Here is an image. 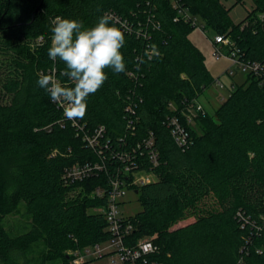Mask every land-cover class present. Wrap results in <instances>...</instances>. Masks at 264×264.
Wrapping results in <instances>:
<instances>
[{
	"label": "trees",
	"instance_id": "1",
	"mask_svg": "<svg viewBox=\"0 0 264 264\" xmlns=\"http://www.w3.org/2000/svg\"><path fill=\"white\" fill-rule=\"evenodd\" d=\"M254 1L257 9L234 24L222 0H0V264H31L38 242L48 246L45 260L75 264L74 252L107 241L97 212L107 197L93 192L107 187L120 155L149 132L158 164L145 147L136 161L156 179L135 188L143 210L129 218L127 244L154 236L153 258L164 264H264L263 77L246 75L214 114H198L193 125L181 113L215 80L189 38L195 26L179 10L231 36L241 60L264 65V16L253 18L264 13V0ZM105 12L125 35L127 71L107 69L108 80L74 125L37 85L40 72L69 83L60 75L65 65L47 56L52 21L74 18L90 27ZM174 116L187 129L185 146L171 132ZM100 127L101 144L109 142L102 153L83 140ZM87 162L106 170L64 182L67 167ZM22 203L31 227L12 236L4 219Z\"/></svg>",
	"mask_w": 264,
	"mask_h": 264
},
{
	"label": "built area",
	"instance_id": "2",
	"mask_svg": "<svg viewBox=\"0 0 264 264\" xmlns=\"http://www.w3.org/2000/svg\"><path fill=\"white\" fill-rule=\"evenodd\" d=\"M174 6L176 7L177 5L175 4ZM179 14L185 21L191 23L195 28H199L203 33L208 30L198 17L191 15L186 9H180ZM210 42L214 47L212 55L215 60L219 61L225 58L231 62V66L226 71L230 77L233 78L237 72L242 71L246 75L262 76V83L264 84V65L259 63H246L241 60V50L231 36L215 34L210 39ZM217 84L221 88L225 87L221 80H217ZM173 110L175 109L173 108ZM205 111V107L200 104L199 100H195V102H192L182 109L181 113L185 117L187 125H193L197 115L205 114ZM73 124L78 125L76 121ZM169 126L178 144L185 146L188 142V132L180 123L178 117H172ZM104 134L105 129L100 127L92 135L84 134L83 140L91 148H100L99 153H102V146L107 147L109 143L101 144V139ZM143 147H145L148 153L149 161L153 165H157L158 151L155 147V136L153 132H149L142 143H139L137 148H134L131 153L124 152L120 155L122 164L114 167V173L107 180V187H97L94 190L93 195L95 197H107L106 205L98 209L97 212L104 215L107 222L106 230L109 232L110 238L105 241L109 243L108 247H101L103 242L94 247L86 248L84 250L86 254L96 255L98 257L111 256L113 258V264H164L153 258L159 251L154 236H147L137 240L134 244H127L128 236L134 227L129 221L130 217L123 215L119 210V206L127 196L128 191L135 190V188L151 183L156 179L152 172L147 171L136 161L138 156L137 151L142 150ZM105 170L106 166L101 163H76L66 168L63 180L66 184H71ZM76 254H79V252ZM74 263L78 264L81 261L79 258H75Z\"/></svg>",
	"mask_w": 264,
	"mask_h": 264
},
{
	"label": "clouds",
	"instance_id": "3",
	"mask_svg": "<svg viewBox=\"0 0 264 264\" xmlns=\"http://www.w3.org/2000/svg\"><path fill=\"white\" fill-rule=\"evenodd\" d=\"M52 25L47 56L54 63L65 65L60 75L67 77L69 83L58 79L55 72H40L37 85L63 109L66 119L75 122L86 115L89 96L108 80L107 69L126 73L127 62L121 51L126 38L109 12L90 27L81 20L59 16Z\"/></svg>",
	"mask_w": 264,
	"mask_h": 264
},
{
	"label": "rangeland",
	"instance_id": "4",
	"mask_svg": "<svg viewBox=\"0 0 264 264\" xmlns=\"http://www.w3.org/2000/svg\"><path fill=\"white\" fill-rule=\"evenodd\" d=\"M222 2L227 8H230V17L234 24L243 22L251 12L257 9L254 0H222ZM255 16L256 18H261L264 16V13L258 12L253 18H255ZM215 34L216 33L211 29L203 33L199 28H195L189 35L190 40L203 52L206 58V66L215 80L213 85L199 97L200 104L211 114H214L223 100L229 96L233 85L236 86L243 83L246 78V74L242 71L237 72L233 78L230 77L226 71L231 66V62L225 58L219 61L215 60L212 55L214 47L210 42V39L213 38ZM38 42H40V39L34 41V45ZM1 75L2 73L0 71V77ZM217 80H221L225 87L221 88L217 84ZM119 210L127 217L135 216L143 210L142 203L135 190L127 192V196L120 204ZM4 226L12 236L21 235L30 229L31 219L25 215L23 203L15 213L5 217ZM108 245V242H104L101 247L106 248ZM47 251V244L44 242L36 243L35 251L30 255L31 264H63L61 260H45ZM74 256L79 258L82 263L86 262V264H113V258L111 256L98 257L96 255L86 254L85 251L79 252V254L74 252Z\"/></svg>",
	"mask_w": 264,
	"mask_h": 264
}]
</instances>
